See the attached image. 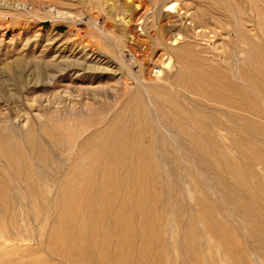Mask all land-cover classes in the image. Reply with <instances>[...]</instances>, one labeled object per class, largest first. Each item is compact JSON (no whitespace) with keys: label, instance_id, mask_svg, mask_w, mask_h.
<instances>
[{"label":"rangeland","instance_id":"rangeland-1","mask_svg":"<svg viewBox=\"0 0 264 264\" xmlns=\"http://www.w3.org/2000/svg\"><path fill=\"white\" fill-rule=\"evenodd\" d=\"M225 1L0 0V186L18 212L0 214V250L22 248L12 257L31 264H96L47 246L54 209L86 185L95 207L154 214L153 246L125 243L124 264H183L188 231L200 249L194 264H264V110L171 84L181 49L238 83L235 69H251L241 59L251 44L264 47V0ZM236 6L244 16L232 27ZM204 9L200 26L194 14Z\"/></svg>","mask_w":264,"mask_h":264},{"label":"bare ground","instance_id":"bare-ground-1","mask_svg":"<svg viewBox=\"0 0 264 264\" xmlns=\"http://www.w3.org/2000/svg\"><path fill=\"white\" fill-rule=\"evenodd\" d=\"M249 1L250 0H248V2ZM253 1L255 2L256 0ZM257 1V5L260 4ZM225 2L226 5L229 3V5H227L229 8L232 7V5H230V0H226ZM169 8H173V5H170ZM215 9H218V7ZM241 9L237 7L238 12H233L236 20H232L230 18L231 16H233V14H230V17L228 16L227 19L230 26H235L234 24H236L237 22L242 24L240 19L242 15L244 16V12ZM206 11L207 10L204 9L203 11L194 14V20L200 26H203V23L206 24L209 22ZM231 11L233 10L231 9ZM258 25L259 30L262 34V32H264V18L261 19V23H259ZM237 33L239 39H241L240 37H242L243 42L245 44L248 43V36L246 33H244L243 31L240 32V30H238ZM235 39L236 37L228 38L229 43L227 45L230 46V48H228V51L224 53L225 61L231 56L236 55V49L233 46V44L235 43ZM251 45L250 49L245 52V57L241 59V61H245V63H247L248 61V67H250L251 69H247V67L243 66H238L235 69L237 75L236 78L239 80V83L235 82L230 77L225 76V72L221 71L222 69L220 68V66H211L207 61H205L206 59H203L201 56H199V54L196 55L194 51L192 52L188 49V51H184L183 49H181L174 53L176 58L179 60L180 68L176 77L172 76L173 79H171L173 82L171 84L182 88L185 92L203 97L207 101L219 103L228 108H235L241 110L243 113H261L264 110V47L260 44ZM144 110H140L139 116L142 118V116L144 115L145 119H147V112H145ZM195 113L198 114V112ZM195 113L191 111L186 112V115H188V118L191 119L192 122L198 120L194 119V116L196 115ZM189 119L187 121H189ZM198 122L201 128L206 126L203 122ZM236 124L238 127L242 128L244 132H248L247 125H245L244 123L239 124L237 122ZM211 126L213 125L211 124ZM138 129L140 128L138 127ZM195 139L199 141L202 140L203 137L197 136ZM205 141H208V139H206ZM86 187L87 186L85 185V187L82 186L77 188L74 195L65 197V202H63L64 205H60L57 209H54L57 216L55 215L56 217L54 216L48 223L49 241H47V246L50 253L60 259L77 258L78 260L84 262L96 264H107V260L115 259L116 264H124L123 260L125 255L127 256L130 253V250L126 249L125 243H129L130 241H138L140 244H142V247L153 246V239L155 238L157 232V228L152 229V218L154 214H152L150 211L146 212V210H141L138 208H129L126 204H122L115 208L109 207L107 205L95 207V204H91L92 202H94L93 196L86 192ZM105 199L106 197L102 198L101 201H107V199ZM5 211L11 215L14 211L16 212V209L11 202L9 191L4 190L0 186V214L3 212L4 214H7L5 213ZM15 212L14 214L17 215L18 212ZM11 216H9V218ZM12 223L14 224V222ZM195 230L196 229L194 227L191 229L192 232ZM16 231H18V227L16 228L15 232L9 233L8 238L11 241L15 239L17 235ZM188 234L189 237L180 238L183 243L181 245V248L182 250L185 249V253H181L180 248L178 255L183 264H190L191 262H193L194 264L198 260L197 254L199 253L200 249L199 247H196V243H193L194 238L191 237L190 231H188ZM4 244L6 245V243H0V249L3 248L2 246H4ZM21 250L22 248L20 249L19 247L0 250V261L7 260V262H13L12 264H31L29 262L27 263L26 260L22 259V257L20 259L12 257L13 254H18Z\"/></svg>","mask_w":264,"mask_h":264}]
</instances>
